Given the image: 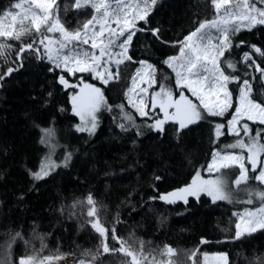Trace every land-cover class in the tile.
<instances>
[{"label":"snow or ice","instance_id":"snow-or-ice-1","mask_svg":"<svg viewBox=\"0 0 264 264\" xmlns=\"http://www.w3.org/2000/svg\"><path fill=\"white\" fill-rule=\"evenodd\" d=\"M209 2L214 10L211 19L200 20L182 38L168 40L162 37L159 26H153L151 19L159 0H73L70 7L76 12L83 10L86 13L91 9V15L83 22L78 21L75 28L66 26L61 19L58 0H19L0 14V60H3L0 88L13 74L26 71V65H31L37 74H52L63 89H71L68 103L71 114L78 120L72 124L75 133L94 136L103 113L108 112L113 115L112 123L119 133L135 130L136 138L131 140L135 150L137 139L145 136V130L156 134L162 141L167 125L174 129L175 147L182 153L187 151L189 163L193 152L185 140L186 133L208 121L212 144H217L225 136L233 137L232 142L213 147L207 167L196 168L190 181L149 196L148 201L158 200L165 205L182 201L187 206L189 197L199 202L204 194L213 203L224 200L231 203L236 199V192L244 191L248 198L243 203L253 205L255 199L259 201V207L233 212L232 215L237 217L234 233L226 239L237 243L250 242L255 238L254 234H264V189L248 183L254 179L264 185V93L256 94L255 83L257 79L264 82V45L258 46L238 37L234 41L233 37L242 29L251 31L264 26V0ZM68 7L66 3L65 10ZM141 33H150L154 41L176 49L174 54L165 55L160 60V64L170 70L169 75L150 62V54L141 59H135L131 54L134 37ZM241 45L248 50L241 52L237 62L230 57L233 49ZM126 62L136 65L123 91L127 106L134 113L127 111L123 103H110L104 88L84 78V74L90 75L93 81L110 87V82L121 80V68ZM65 74L71 77L81 75L76 83H71ZM171 78H174V85ZM32 88L35 89V84ZM41 92L43 95L39 98L46 107L54 94L46 91L43 85ZM66 110L63 105L58 107L60 112ZM137 116L142 123L137 122ZM218 117L222 118L221 122H216ZM31 123L39 132L37 142L46 151L37 167L27 169V173L32 181H42L57 169L69 167L72 152L60 144L53 122L43 126L33 119ZM61 147L64 148L63 158L57 160L54 156ZM4 152L6 154L7 149ZM232 168L239 169L234 180H230L224 171ZM203 172L209 174L208 178L202 175ZM162 179V176L153 174V191H158L156 182ZM241 185H244L243 189ZM24 198L21 194L17 203L21 204ZM83 204L84 201L74 200L71 207ZM86 205V223L98 234L99 245L95 252L86 253L91 259L81 258L76 264H101L100 258L104 254L115 253L122 254L127 264H175L172 258L177 250L169 244L165 243L159 249L158 258L152 254L155 250L145 251V241L141 240L137 249L134 242L129 243L121 237L117 231V225L122 222L119 211L109 230L100 218L104 205L91 192L86 197ZM143 207L142 204L141 211ZM64 208L61 204V214ZM132 211H136L135 207ZM71 216L70 212L69 218ZM157 219L162 224L167 218ZM3 227L0 264H55L63 258L62 253L42 255L43 239L47 234L38 233L35 227L27 238L21 229L8 224ZM109 235L118 248L108 243ZM37 237L41 240L39 249L32 244ZM206 242L202 237L200 243ZM20 243L24 245L23 253L15 250ZM196 255V250L187 253L192 264H197ZM203 257L204 264H231L224 252H214L211 256L204 252ZM245 259L247 264H264V253H253Z\"/></svg>","mask_w":264,"mask_h":264},{"label":"trees","instance_id":"trees-1","mask_svg":"<svg viewBox=\"0 0 264 264\" xmlns=\"http://www.w3.org/2000/svg\"><path fill=\"white\" fill-rule=\"evenodd\" d=\"M17 2L19 0H0V14L10 4ZM72 2L58 0L61 19L66 26L75 28L78 21L83 22L91 15V9L86 13L83 10L78 13L70 7ZM66 3L69 5L67 10L64 8ZM213 15L209 0H159L151 19L153 26L162 29L164 39L175 40L182 38L200 20L211 19ZM237 37L258 46L264 45V26H257L251 31L242 29L235 34L234 41ZM145 46H148L147 51ZM244 50H248L244 45L234 48L230 58L239 62ZM175 51L171 45L154 41L150 33L134 37L131 48L135 59L150 54V62L155 63L165 75L170 70L160 64V60ZM2 64L3 60H0ZM134 66L126 62L121 68V80L110 82V87L102 86L110 103H123L126 110L133 113L134 110L127 106L123 91ZM240 67L243 70V65ZM65 75L74 83L80 74L76 77ZM255 83L256 94L264 93V83L258 79ZM33 84L35 89L32 88ZM41 85L54 94L46 107L39 98L43 95ZM69 91L71 89H63L58 85L52 74H37L31 65H26V71L13 74L0 88V172L3 173L0 175V240L3 239L5 224L21 229L26 238L35 227L38 233L47 234L43 239L45 248L42 255L62 253L63 256L91 257L86 253L95 252L99 245L98 234L86 223V197L91 192L104 205L100 218L109 230L119 211L122 222L117 225V231L121 237L129 243L134 242L137 249L140 241H145V251L155 250L152 254L158 258L159 249L167 243L177 250L172 258L175 264H192L187 256L191 250L197 252L194 257L197 264H202L204 252H224L231 264H247L245 257L264 253V234L259 232L254 234L255 238L250 242L237 243L226 239L234 233L237 218L232 215L233 212L245 206H257L258 200L253 205L222 201L213 203L209 197L201 194L199 202L189 197L187 206L182 201L170 206L148 201L149 196L190 181L196 168L207 166L211 150L217 146L211 143V125L208 121L186 133L185 140L193 152L189 163L187 151L182 153L175 147L177 140L174 129L167 125L162 141L156 134L145 130V136L137 139L135 150L131 143L136 138L135 130L127 134L119 133L112 123L113 115L108 112L103 113L94 136L75 133L72 124L78 120L71 114ZM33 96L37 98L33 99ZM60 105L67 110L58 111ZM33 119L43 126L53 122L60 144L66 145L72 152L69 167L57 169L56 173L42 181H32L27 173V169L37 167L46 151L37 142L39 132L32 126ZM136 120L142 123L140 117L137 116ZM4 149H7L6 154ZM63 152L64 148H59L54 158L62 159ZM153 174L163 177L162 181L156 182L158 191H153L151 186ZM248 183L264 189V185H259L254 179ZM129 193L132 195L129 196ZM21 194L25 198L18 204L17 197ZM243 196L248 198L246 192ZM74 200L84 201L83 206L72 208ZM61 204L65 206L63 214L59 211ZM142 204L144 207L141 211ZM133 207L136 211H132ZM158 217L167 219L161 224ZM202 237L207 241L205 244L200 243ZM108 243L119 247L110 235ZM32 244L39 249L40 238L32 240ZM15 250L23 253V243L17 245ZM100 261L101 264H127L120 253L104 254Z\"/></svg>","mask_w":264,"mask_h":264},{"label":"rangeland","instance_id":"rangeland-1","mask_svg":"<svg viewBox=\"0 0 264 264\" xmlns=\"http://www.w3.org/2000/svg\"><path fill=\"white\" fill-rule=\"evenodd\" d=\"M135 67L136 66H134L133 67V69H132V72H134L135 71ZM226 67V66H225ZM170 73H168V75H169ZM81 75V74H80ZM80 75L78 76L79 78H80ZM131 76V75H130ZM130 76H129V78H130ZM84 78L89 82V83H95L98 87H102L103 85H101L100 83H99V81H93L92 80V78H91V76L90 75H87V74H84ZM72 82V81H71ZM73 83V82H72ZM74 83H76V81L74 82ZM171 83L174 85V78H171ZM264 83V82H263ZM221 120H222V118H216V122H221ZM225 123H226V121H224ZM232 140H233V137H231V136H225V137H221L220 138V140L217 142V146L216 147H219V146H221V145H226V144H229V143H231L232 142ZM207 167V166H206ZM205 167V168H206ZM250 167V166H249ZM237 170H235V169H231V170H224V171H226V173H227V175L229 176V179L230 180H234L235 179V175H237L238 174V172H239V169L238 168H236ZM204 173V174H203ZM202 173V175L205 177V178H208V176H209V174L207 173V172H203ZM214 175V174H213ZM242 189V188H241ZM244 195V191H239V192H236L235 193V196H236V199L235 200H233L231 203H240V204H242L243 203V201H245L247 198H242V197H244L243 196ZM254 201H255V199H254ZM253 201V202H254ZM222 202H227V203H230L229 201H227V200H224V201H222ZM246 207H249V206H245V207H243V208H239V209H237L236 210V212H241V211H243V209L244 208H246ZM255 207H259V204L257 205V206H255ZM237 218V217H236ZM209 255L211 256V253H209ZM81 258H83V259H91V257H88V258H86V257H77V256H74V255H66V256H63V258L60 260V261H57V262H55V264H76V261H78L79 259H81ZM202 264H204V257H203V260H202Z\"/></svg>","mask_w":264,"mask_h":264},{"label":"water","instance_id":"water-1","mask_svg":"<svg viewBox=\"0 0 264 264\" xmlns=\"http://www.w3.org/2000/svg\"><path fill=\"white\" fill-rule=\"evenodd\" d=\"M157 202H159V201L157 200ZM159 203L163 204L162 202H159ZM164 205H165V204H164ZM170 205H173V204H170ZM170 205H168V206H170Z\"/></svg>","mask_w":264,"mask_h":264}]
</instances>
